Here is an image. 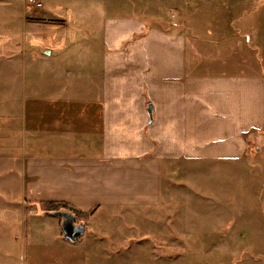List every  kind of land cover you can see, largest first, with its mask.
<instances>
[{"label":"crops","instance_id":"0c3cea01","mask_svg":"<svg viewBox=\"0 0 264 264\" xmlns=\"http://www.w3.org/2000/svg\"><path fill=\"white\" fill-rule=\"evenodd\" d=\"M113 1L130 9L108 15ZM138 1L43 0L29 23L21 0H0L9 20L37 24L34 33L62 50L36 54L33 63L24 56L20 67L2 61L13 66L4 93L18 94L7 122L17 124L16 135H33L37 149L1 159V182L18 180L24 200L155 209L170 192L166 163H184L188 178L207 179L202 167L232 171L244 160V136L264 131V0H168L166 12L177 18L162 25L133 17L142 12ZM69 30L101 32L99 57L69 58L76 41ZM14 81H23L21 91Z\"/></svg>","mask_w":264,"mask_h":264},{"label":"rangeland","instance_id":"374dc122","mask_svg":"<svg viewBox=\"0 0 264 264\" xmlns=\"http://www.w3.org/2000/svg\"><path fill=\"white\" fill-rule=\"evenodd\" d=\"M166 1L168 4V0H140L134 6L142 12H133V17L145 24L162 25L163 17L173 23L177 13L166 12ZM121 2L109 3L107 14L119 10L125 14L130 6H121ZM21 3L28 7L29 23L34 22L35 13L42 7L29 6L23 0ZM18 19L11 21L7 12H0V264H264V131L244 136L245 157L233 172L231 168L215 171L202 167L208 181L188 178L187 173L193 170L182 162L166 163L164 186L170 192L163 206L81 210L84 216L73 213L76 223L85 227L76 245L63 238L60 219L40 210L43 201L24 200L18 180L1 182L6 165L1 159L8 153L19 156L24 146L25 155L37 152L34 136L27 133L24 139V135H16L17 124L7 122L10 119L6 116L13 114L12 109L18 110V98L14 96L18 94L14 93L15 88L11 89V98L4 93L8 83L5 74L11 73L13 66L2 61L14 58L20 67L24 56L33 63L38 58L36 54L52 50L55 58L62 51L48 44L45 32L34 33L37 24L28 23L24 28L22 18L21 22ZM68 35L76 40L69 58L99 57L103 48L101 32L80 35L69 30ZM33 82L26 81L28 95ZM13 83L21 91L23 81ZM189 190L195 193H188ZM194 196H201V201L189 199Z\"/></svg>","mask_w":264,"mask_h":264},{"label":"water","instance_id":"95a60500","mask_svg":"<svg viewBox=\"0 0 264 264\" xmlns=\"http://www.w3.org/2000/svg\"><path fill=\"white\" fill-rule=\"evenodd\" d=\"M152 107L148 106L147 114L151 117ZM53 216L61 220V232L63 238L71 244L77 243L84 235L85 227L83 223H76V217L68 211L53 213Z\"/></svg>","mask_w":264,"mask_h":264},{"label":"trees","instance_id":"16d2710c","mask_svg":"<svg viewBox=\"0 0 264 264\" xmlns=\"http://www.w3.org/2000/svg\"><path fill=\"white\" fill-rule=\"evenodd\" d=\"M39 205H40V210L42 212H44L47 215H51V216H53V213L60 212V211H68V212L74 213L77 216L85 215V213H83L81 210L76 209L73 206L65 202H43V203H40Z\"/></svg>","mask_w":264,"mask_h":264},{"label":"built area","instance_id":"2783aa9c","mask_svg":"<svg viewBox=\"0 0 264 264\" xmlns=\"http://www.w3.org/2000/svg\"><path fill=\"white\" fill-rule=\"evenodd\" d=\"M42 0H23V2H26L29 6H34L36 8L42 7Z\"/></svg>","mask_w":264,"mask_h":264}]
</instances>
